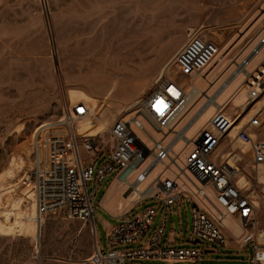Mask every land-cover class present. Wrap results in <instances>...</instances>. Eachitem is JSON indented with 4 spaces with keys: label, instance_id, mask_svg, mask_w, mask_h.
I'll return each instance as SVG.
<instances>
[{
    "label": "rangeland",
    "instance_id": "374dc122",
    "mask_svg": "<svg viewBox=\"0 0 264 264\" xmlns=\"http://www.w3.org/2000/svg\"><path fill=\"white\" fill-rule=\"evenodd\" d=\"M199 30L221 48L223 63L216 62L208 77L214 82L264 31V0H0V264H92L96 241L107 251L106 232L121 222L112 215L133 211L131 216H136L154 207L153 229L160 225L164 211L159 203L127 199L114 175L97 190L94 224L71 220L64 212L39 217L32 172L39 153L49 158L50 144L62 134L68 115L75 120L78 134L96 137L108 153L112 149L108 130L117 120L132 118L138 103L162 80L183 79L174 59ZM119 58L121 65L130 66L129 75L121 77L126 78L123 82L110 74ZM263 59L264 49L252 64ZM190 83L202 95L194 99L173 132L191 121L207 103L205 96L212 97L219 85ZM237 85L220 101L229 114L243 98ZM232 95L237 98L227 101ZM215 112L206 113L187 137L192 138ZM153 138L159 136L153 133ZM171 139L173 133L167 141ZM175 149L173 162L184 171L190 147L179 142ZM233 149L237 155L246 153L238 143ZM243 158L241 177L247 186H255L258 203L254 223L244 229L238 219L234 218L238 223L226 220L223 232L229 247L195 244L192 206L180 203L168 209L163 245L173 240V245L165 246L199 249L203 257L196 264H251V248L239 249L238 241L241 232L264 234V186L256 185L247 169L248 155ZM88 190L92 195L91 185Z\"/></svg>",
    "mask_w": 264,
    "mask_h": 264
},
{
    "label": "built area",
    "instance_id": "2783aa9c",
    "mask_svg": "<svg viewBox=\"0 0 264 264\" xmlns=\"http://www.w3.org/2000/svg\"><path fill=\"white\" fill-rule=\"evenodd\" d=\"M256 41L232 59L230 70L224 76L216 75L213 82L207 75L220 56V45L206 31L193 33L174 59L183 79L159 81L158 87L138 103L132 118L117 120L108 130L112 143L108 153L100 148L96 137H83L74 130L73 121L64 119L65 128L51 142L49 158L44 159L39 153L34 164L32 182L38 216L64 212L71 220L94 224L97 190L108 176L114 175V180L125 188L127 199L138 192L139 202L157 201L164 216L150 234L157 217L154 207L136 216H131L133 211L123 215L120 224L106 232L107 251L96 241L92 256L96 259L89 260L92 264L201 261L199 249L162 243L168 209L185 202L192 206V237L197 242L229 247L223 223L236 218L245 229L254 223L258 209L255 186L240 184L243 157L248 155L247 169L254 174L256 185L264 186L260 181L264 177V61L255 67L252 64L264 49V31ZM239 78L243 98L238 106H233L232 114L221 107L189 138L211 105L202 107L183 129L173 132L197 88L190 82L201 80L208 86L219 83L215 93L221 94ZM215 93L206 99L218 97ZM233 95L227 101L231 102ZM153 133L159 138H153ZM171 133L173 139L167 141ZM178 142L184 148L190 147L185 154L184 171L172 159ZM224 142L225 148L221 149ZM234 143L246 148V153L237 155ZM247 247L252 250L250 263L264 264V234H243L238 248Z\"/></svg>",
    "mask_w": 264,
    "mask_h": 264
},
{
    "label": "bare ground",
    "instance_id": "6f19581e",
    "mask_svg": "<svg viewBox=\"0 0 264 264\" xmlns=\"http://www.w3.org/2000/svg\"><path fill=\"white\" fill-rule=\"evenodd\" d=\"M122 57V56H121ZM222 57H223V55L222 54H220V56H219V58H218V60H217V63L218 62H221L220 64H222L223 63V61H222ZM121 59L122 58H119V59H115L113 62H114V64H113V66H116L117 68H116V70H114L115 72H113L112 71V73H110L111 74V76L112 77H117V81H119V82H123L126 78V76H128L129 74V69L128 68H130V66H127V63L126 64H124V65H121L122 64V61H121ZM135 63V62H134ZM168 68V66L165 68V70ZM213 69V70H212ZM211 69V71L209 72V74L207 75V77H209L212 73H213V71L215 70V67L214 68H212ZM122 76H125L124 78V80H122L121 79V77ZM241 81V78H239V79H237L236 81H234V83L231 85V87L229 88V89H227L226 91H224L223 93H221L220 94V96L218 95V97H214V98H207V103H208V105L206 106L205 104L203 105V106H201V108L202 107H208L209 105H212L211 106V109H209V111H216V110H219V109H221V107H223V109H226V107H224V105H222V103H220V101L221 100H224V97H223V95L226 93V92H228L230 89H232V87L234 86V84H238L239 82ZM101 85L104 83V81L102 80V81H98ZM202 93L199 91V89L198 88H195L194 89V96L191 98V100L189 101V107H188V109L190 108V106H191V104H192V102H194V99L195 98H198L199 97V95H201ZM243 95V94H242ZM242 95H240V96H242ZM206 97V96H205ZM234 98H237L236 96H234L233 97V99ZM223 102V101H222ZM240 102H241V100H240ZM239 102V103H240ZM239 103L238 104H236V105H234V106H238L239 105ZM187 109V110H188ZM200 109V108H199ZM208 111V112H209ZM188 112V111H187ZM186 113V112H185ZM195 115H196V113L193 115V117H195ZM181 117H182V115H181ZM181 117L179 118V120H178V122L180 121V119H181ZM193 119V118H192ZM67 121L68 122H71V121H75L72 117H71V115H68L67 116ZM177 122V123H178ZM103 128H104V125L102 126ZM183 129V128H182ZM177 131H175L174 133H176ZM179 143V142H178ZM178 143H176L175 144V147H176V145H178ZM176 150V149H175ZM156 172H157V170L155 171V172H153V175H155L156 174ZM152 177V176H151ZM260 181L261 182H264V177H260ZM240 184L241 185H247V181H246V179L244 178V177H241V180H240ZM139 197H140V195H139V193L137 192L135 195H133V196H131L130 198L132 199V200H138L139 199ZM129 198V199H130ZM258 204V203H257Z\"/></svg>",
    "mask_w": 264,
    "mask_h": 264
},
{
    "label": "crops",
    "instance_id": "0c3cea01",
    "mask_svg": "<svg viewBox=\"0 0 264 264\" xmlns=\"http://www.w3.org/2000/svg\"><path fill=\"white\" fill-rule=\"evenodd\" d=\"M264 61V59L261 61V63ZM260 64V63H259ZM258 65V64H257ZM257 65H253L254 67L255 66H257ZM115 190V195L117 194V188H115L114 189ZM112 217H114V218H116V219H121V217H122V215H119V216H114V215H112ZM157 218V217H156ZM228 220H232V221H235V222H237V220H235L234 218H230V219H228ZM226 222V221H225ZM224 222V223H225ZM224 223H223V226H224ZM238 223V222H237ZM239 225V224H238ZM115 227V226H114ZM114 227H109L108 228V230H110L111 228H114ZM152 229H153V227H152ZM152 229L150 230V234L156 229H153V231H152ZM107 230V231H108ZM152 231V232H151ZM243 234H245L244 232H241L240 233V237H239V239L242 237V235ZM165 235V234H164ZM163 243V242H162ZM173 245L174 244V241L173 240H168V242L167 243H165L164 245ZM230 246V245H229ZM147 262H153V263H156V264H162L163 262H161V261H138V262H130V264H145V263H147Z\"/></svg>",
    "mask_w": 264,
    "mask_h": 264
},
{
    "label": "water",
    "instance_id": "95a60500",
    "mask_svg": "<svg viewBox=\"0 0 264 264\" xmlns=\"http://www.w3.org/2000/svg\"><path fill=\"white\" fill-rule=\"evenodd\" d=\"M197 243V241L195 242V244Z\"/></svg>",
    "mask_w": 264,
    "mask_h": 264
}]
</instances>
